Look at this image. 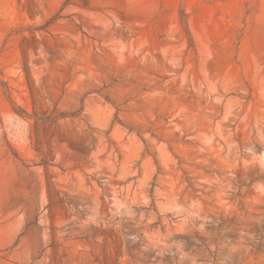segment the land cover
Segmentation results:
<instances>
[{"label":"rangeland","instance_id":"374dc122","mask_svg":"<svg viewBox=\"0 0 264 264\" xmlns=\"http://www.w3.org/2000/svg\"><path fill=\"white\" fill-rule=\"evenodd\" d=\"M0 264H264V0H0Z\"/></svg>","mask_w":264,"mask_h":264},{"label":"trees","instance_id":"16d2710c","mask_svg":"<svg viewBox=\"0 0 264 264\" xmlns=\"http://www.w3.org/2000/svg\"><path fill=\"white\" fill-rule=\"evenodd\" d=\"M103 234H104V239H105V242H104L105 243V248L108 249V247H112L111 244L114 243L113 240H111L110 242L108 241L109 240L108 238H112V236L114 235L113 230L111 228H107L106 230L104 229L103 230ZM113 246H115V245H113ZM156 258H158V257H156ZM165 258H166V260H168L169 257L166 255Z\"/></svg>","mask_w":264,"mask_h":264}]
</instances>
